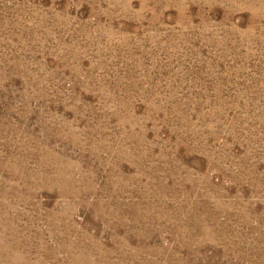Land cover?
Listing matches in <instances>:
<instances>
[{
    "label": "rangeland",
    "instance_id": "obj_1",
    "mask_svg": "<svg viewBox=\"0 0 264 264\" xmlns=\"http://www.w3.org/2000/svg\"><path fill=\"white\" fill-rule=\"evenodd\" d=\"M0 264H264V0H0Z\"/></svg>",
    "mask_w": 264,
    "mask_h": 264
}]
</instances>
